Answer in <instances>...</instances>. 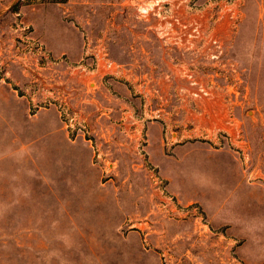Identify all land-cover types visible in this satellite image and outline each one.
Returning a JSON list of instances; mask_svg holds the SVG:
<instances>
[{
	"label": "rangeland",
	"instance_id": "rangeland-1",
	"mask_svg": "<svg viewBox=\"0 0 264 264\" xmlns=\"http://www.w3.org/2000/svg\"><path fill=\"white\" fill-rule=\"evenodd\" d=\"M0 264H264V0H0Z\"/></svg>",
	"mask_w": 264,
	"mask_h": 264
},
{
	"label": "built area",
	"instance_id": "built-area-1",
	"mask_svg": "<svg viewBox=\"0 0 264 264\" xmlns=\"http://www.w3.org/2000/svg\"><path fill=\"white\" fill-rule=\"evenodd\" d=\"M162 31L163 33L165 32V37H172L174 29L171 27V23H169L167 27H165V25L163 26ZM101 64L105 67V73L107 74V76H114L116 74L115 71L119 69V67L115 66V64L111 60H109L108 56L104 54L95 56L94 67L92 65L89 67L90 72L95 73L96 71H99L98 68ZM201 92L205 95H208V92L205 88H201Z\"/></svg>",
	"mask_w": 264,
	"mask_h": 264
},
{
	"label": "crops",
	"instance_id": "crops-1",
	"mask_svg": "<svg viewBox=\"0 0 264 264\" xmlns=\"http://www.w3.org/2000/svg\"><path fill=\"white\" fill-rule=\"evenodd\" d=\"M96 84H97L98 86L100 85L99 80L96 81Z\"/></svg>",
	"mask_w": 264,
	"mask_h": 264
}]
</instances>
